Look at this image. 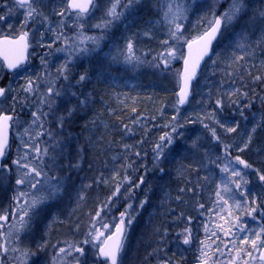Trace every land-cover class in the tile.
<instances>
[{
    "label": "trees",
    "instance_id": "16d2710c",
    "mask_svg": "<svg viewBox=\"0 0 264 264\" xmlns=\"http://www.w3.org/2000/svg\"><path fill=\"white\" fill-rule=\"evenodd\" d=\"M101 1L99 12L102 10L104 17L108 0H105L106 7H101ZM147 1L140 0L131 11L113 23L114 27H108L102 48L91 52L93 54H90L88 64L76 67L75 76L70 80L71 84H75L76 97L70 98L69 106L76 105L77 98L83 100L87 97L88 102L78 107L70 119H65L61 134L54 138L60 146L56 156L61 165L59 171L55 172L82 180L87 186L91 185L87 191L83 190L82 201L86 203V208H81L85 209L81 218L86 223L91 221L98 207L109 202L117 181L124 180L127 176L128 179L121 185V198L116 200L117 204L115 198L111 199L103 218L117 221L120 213L127 210V217L134 218L130 231L133 241L138 242L140 247H149L146 249L148 256L143 257L139 263L163 264L166 252L170 251L167 249L168 244L172 240H179L178 233H183L185 229L184 221L196 219V201L202 202L204 206L217 207V184L223 178L217 164L220 165L223 161L225 144L230 146V156L235 154L243 157L264 174V165L254 159L264 146V80H253L257 75L264 77V44H260L264 28L260 12L264 11V0H245L246 14L239 21L243 26L223 30L213 48L212 56L204 64L193 85L192 96L185 107H179L176 99L182 58L165 69L159 59L161 46L153 39L143 41L133 35L150 28L159 40L167 33L166 27L155 23L159 19L156 0H152L154 3ZM185 3L193 8L188 13L186 29L189 31L194 25L196 27L189 31V38L185 34V39H191L204 30L206 20L201 19L194 24V14L200 11L201 5L197 2L193 4L192 0H185ZM228 3L230 0H223L215 14L219 15L223 6ZM237 30L245 33L248 48L244 47V54L231 42ZM167 38L166 36L165 39ZM128 39L133 40L135 55L143 60L142 63L125 61L124 49ZM113 51H117L118 55L111 57V62L97 70L95 65L100 61L101 55L107 53L110 56ZM240 55H244L245 59L235 61L234 57ZM213 60L217 63L213 64ZM1 69L0 87H6L7 82L4 80L9 76ZM81 75H85L88 80L84 89L81 83H76ZM202 88L207 95L202 93ZM230 93L234 94L230 96ZM11 97L12 91H9L5 100ZM217 99L222 100V108L217 107ZM23 100L21 92H16V103ZM24 101L27 102L24 110L37 111L28 99ZM251 111H261V117L254 124L256 131L251 143L241 152L238 148H242L248 138L246 135L253 118ZM210 113H214L215 119L207 118ZM173 117L176 119L173 120ZM101 118L104 119V125L100 122ZM221 123L236 127V132L226 133L220 127ZM205 124L208 128L204 127ZM46 125L47 122L44 121V127ZM125 125L130 131L125 129ZM52 126L55 129L56 124ZM52 126L49 130H52ZM172 126H176V133L171 132ZM211 128L216 130L219 141L212 136L209 130ZM165 132L172 134L174 143L165 149L164 155L157 162L154 160L153 148ZM243 133L245 138L241 139ZM42 140L48 143L51 141L47 135ZM125 145L132 147L133 151H128ZM15 147L13 136L8 155L3 161L11 169L5 188L0 193V203L5 205L10 204L16 187L17 172L11 164L16 159V153H13ZM252 148L256 150L252 152ZM137 152L139 156L136 155ZM217 157L222 159L217 160ZM77 163L79 167H70ZM160 168L164 171L161 172ZM116 173L118 176L112 179ZM241 175L252 183L253 177ZM101 176L103 180L97 182ZM206 176L208 179H204ZM64 180L62 197L68 194L69 183L66 177ZM180 189L184 191L181 192ZM246 190L250 191L249 184ZM224 198L228 199V194H224ZM135 200L137 205L130 212L129 205ZM231 204L232 201L229 200V205ZM49 212L46 210L43 214ZM76 213L78 212L72 214ZM238 215L241 213L235 209L232 210V216L226 212L231 220ZM261 225H264V214L258 228ZM181 263L184 261L181 260ZM98 264L101 262L98 261Z\"/></svg>",
    "mask_w": 264,
    "mask_h": 264
},
{
    "label": "snow or ice",
    "instance_id": "6c2138e0",
    "mask_svg": "<svg viewBox=\"0 0 264 264\" xmlns=\"http://www.w3.org/2000/svg\"><path fill=\"white\" fill-rule=\"evenodd\" d=\"M62 2L63 7L54 14L61 17L59 22L61 29L65 27L66 17H74V26L77 29V35L75 38H69L64 36L62 31L56 32L52 43H49L47 47L51 48L56 40L67 42L69 39H74L76 43H74L73 47L76 52L88 53L89 51H95L96 48L99 47L100 40L103 39V36H88L84 32V28L87 18L98 8L96 0H62ZM15 3L19 9L24 10L21 28L27 29L29 23L35 22L37 17L41 18V25L48 21V17L37 7V5L41 3V0H15ZM139 3L140 0H108V6L105 9L101 23L93 25V27L103 29L110 27L115 21L120 20L126 12L131 11ZM192 3L195 4L196 0H192ZM156 6L159 19L155 23L162 24L167 28L168 37L161 41V44L164 46V51L159 53L161 63L166 69L172 60L180 58L184 60V69L179 74V92L177 93L178 104L183 105L188 100L190 85L192 80L196 77V70L199 68L200 62L204 60L206 56H210L213 41L217 40V37L222 35V29H226L234 22L240 21L243 15L246 14L247 6L245 0H230L228 8L219 15L213 12L211 18L206 20L204 30L191 39H185L184 37L185 27L183 22L188 19V12L190 11L185 0H156ZM260 17L264 20V11L260 12ZM5 19V16L0 15V21H5ZM9 27L11 26L9 25ZM47 30L55 32V29L51 27ZM144 34L146 36L150 35L147 31ZM41 38H43V33H41ZM182 40L188 49L187 56H184L178 47ZM88 42H91L95 47L89 49L87 47ZM260 44H264V37H262ZM29 47V31L27 30L21 32L14 38H9L8 36L0 38V61L3 62L0 64V68L6 67L8 70L23 69L25 62L28 60L27 52ZM237 47L244 48L245 46L243 44H238ZM64 50L63 48L57 49V51ZM124 51L126 52L125 61L127 63H132L133 61L137 63L141 62L140 58L135 55L132 39L126 41ZM234 59L235 61H241L244 60L245 57L244 55H240L235 56ZM42 63H44L43 58ZM68 63H70V60L60 66L57 70L58 74L55 79L46 81L48 85L47 94L40 97V104H47L49 111L44 112L42 108H38L37 111L31 112L32 118L28 122V127L24 129L23 134H20L21 144L18 148L17 158L11 161V164L15 166L17 172V178L15 180L16 187L11 197L12 204L9 206L11 211H9V208H5L2 214H0V251L5 254L9 251L8 245L20 241L22 233L27 235L33 234V222L42 215L47 202L51 199H55L63 190L62 181L49 176L48 171L45 170L48 166L45 163V158L51 161V166H55L57 158L56 149L59 148V143L55 142L53 132L45 129L44 118L52 114V109L55 104L53 96L59 97L64 94L63 90L55 87L56 80L62 78L64 81H68L69 83L66 86L68 90L74 87L70 83ZM212 63L216 64L217 61L213 60ZM262 63H264V61H262ZM157 66L159 67L160 65L158 64ZM85 79L86 76L81 75L76 83L80 84ZM253 80L261 81L264 80V77L257 75L253 77ZM20 90L26 94H32L38 91V85L33 79L25 78V84ZM8 91H10V89L0 87V98H4ZM68 94L70 98L76 97L75 92L69 91ZM233 94L234 93H230L229 95L231 96ZM245 95L247 94L245 93ZM13 100H15V96H13ZM68 102L70 103L71 99H69ZM87 102V97L83 100L77 98V104L66 110V117H58L57 123L63 127L65 119H70L75 114L77 108L85 105ZM216 105L218 108H222V100L217 99ZM177 111H179V109H177ZM241 115H243V112H241ZM18 116L19 114L16 113L15 105H13L10 114L0 111V161L8 155L9 130L13 123H18ZM207 118L215 119L214 113L208 114ZM175 119L176 117H173V120ZM199 122L203 123V120ZM216 122L219 123V121ZM167 126L168 125H166V127ZM204 127L208 128V125L205 124ZM220 127L223 128L226 133L236 132L237 130L236 127H229L222 123ZM125 129L130 131V129H127L126 125ZM209 130L212 136L219 141L216 130L214 128ZM255 131L256 128L253 127L252 132L254 133ZM171 132H177L176 126L171 127ZM44 135H47L54 142L52 144L45 143L44 147L41 148L40 144L42 141L40 138ZM24 136H28L27 141L23 139ZM251 140L252 135L249 134L247 140L244 141L243 147L238 148V150L241 152L244 151L251 143ZM173 143L174 138L171 133L165 132L160 136L159 142H157L153 148L155 153L154 160L159 162L164 155L165 149L173 145ZM193 146H195V141L193 142ZM125 147L127 148L129 146L125 145ZM229 147L230 146L227 144L224 145L225 156L229 154ZM50 148L52 149L51 155ZM136 155L139 156L140 154L137 152ZM219 159L222 158L217 157V160ZM234 159L238 165H242L244 168L252 167L245 160L241 159L240 156H236ZM212 163L216 162L212 161ZM70 167H79V164L70 165ZM217 167L223 177L221 183L217 184L216 191L217 204L221 211H226L229 216H232V210L235 209L239 211L241 215L246 214L255 219L256 217L254 214L257 212L259 206L256 204L255 197L249 201L248 192L243 187L248 184V181L241 175V171L233 167L230 160L225 162L222 167L217 164ZM5 170H7V172L11 171L7 164L0 163V182L5 178ZM159 170L161 172L164 171L163 168ZM257 174L259 175V180L264 182V174H259L258 170ZM117 176L118 173H116L112 179H116ZM54 179L56 180L55 183H53ZM127 179L128 177L125 176L124 180L117 181L113 196L119 193L121 185ZM204 179H208V177L206 176ZM100 180H103L102 176L98 178L97 182H100ZM142 182L143 180L141 179V183ZM229 185H234L235 191ZM90 186L91 185H88L86 187ZM136 186L139 187V185ZM180 191L183 192L184 189H180ZM224 194H228V199L224 198ZM78 198L83 200V194L81 193ZM177 199H180V197H177ZM229 200L232 201L231 205H229ZM109 201H111V197H109ZM108 206V203L102 205L96 211L95 218L101 217V213L105 208H108ZM141 206H143V202ZM129 207H131V205H129ZM200 207L203 208V205H200ZM241 215L236 216L227 229H224L221 225H217L216 227L219 231H212L209 233L208 229L205 228L206 239L215 237L217 240L221 241L220 245H216L212 254L216 256L212 264H224V262L219 259L220 256L225 254L223 249H227L228 254L231 256L227 264H236L237 260H239L241 264H257V262L258 264H264V225H261L259 230L250 229L246 224H242ZM10 216L12 217L11 223H9ZM126 216L127 210L121 212L119 222L114 225L100 221V228L96 227L97 220L94 218L83 241L73 243L64 241L63 243L66 247H59L60 241L52 245V247L56 249V252L51 256L50 264H65V257L72 256L73 253L78 254L73 257L75 264H85L88 257L85 248L81 245H88L90 243L92 244V248L96 250L94 255L97 259L102 258L104 264H118L126 239V228L132 223L131 217L127 219V222L125 221ZM221 219H224V217H221ZM56 222L57 218L53 217L51 222L47 225V228L50 229ZM76 228L78 229L79 225H76ZM101 228L107 230V234L105 231H101ZM5 229H7V231H4ZM220 232L223 233V238ZM47 234L46 231L45 235ZM224 238H227V242H225ZM191 242V230L185 229L183 244L189 245ZM48 244V240L41 237V242L36 244V252H29L27 249L20 250L19 248H12L11 251L20 252V257H18V259H21V264H27V258L30 256L37 257V259L33 261V264H42L38 253H42L48 247ZM229 244H231L232 247H229ZM200 245V254L197 258L199 264H209L212 257L209 256L206 249L211 246L207 245L205 241H200ZM163 264H171V260L164 261Z\"/></svg>",
    "mask_w": 264,
    "mask_h": 264
},
{
    "label": "rangeland",
    "instance_id": "374dc122",
    "mask_svg": "<svg viewBox=\"0 0 264 264\" xmlns=\"http://www.w3.org/2000/svg\"><path fill=\"white\" fill-rule=\"evenodd\" d=\"M99 1L96 0V3L98 4V8L94 10L91 15L87 18L85 22V28L84 32L88 36H103V39L100 40L99 47L96 48L98 50L101 49L104 45V41L106 40V29L103 28H95L93 25L101 23V20L103 18V12L102 10L99 12ZM147 1V0H146ZM223 0H196L197 3L201 5V9L199 12L195 13L194 17V24L198 23L201 19H210L213 12H216L219 10V5L221 4ZM148 2V1H147ZM149 2L154 3V1L149 0ZM101 7H106L107 2L105 0H102ZM0 15L5 16V21H0V36H10L15 37L19 35L21 32L27 30L29 31V42L30 47L28 49L29 51V62L26 66L23 67V69L18 70L17 72L10 73L8 75L6 80H4L6 83L7 89H10L12 91V97L8 100H5L6 97H8L9 91L6 93V96L0 100V111H3L5 113H11L12 107L15 105L16 113L19 114L18 116V123H13L12 125V136H14V139L16 141V147L13 149V153H18V148L20 147L21 140H20V134H23L24 129L28 127V122L31 120V111L30 109L24 110V106L26 107L27 99L32 103V106H35L37 109L42 108L44 112H48L49 109L47 107V104L41 105L40 104V97L47 94V83L48 80H53L57 76V70L60 68L61 65L65 64L67 61L70 60V63H68L69 68V76L70 80L75 76V72L77 71L78 65L88 64L89 63V56L90 54H93L91 52L95 51H89L88 53H78L75 51V48L73 47L75 40L69 39L67 42L63 40H56L55 43H53V46L51 48H48L47 45L49 43H52L55 33L56 32H63L64 36L69 38H75L77 35V29L74 26V17H66L65 18V27L61 29L60 27V20L61 17L55 15V12L60 11V9L63 7L62 0H41V3L37 5L40 11L44 13L45 16L48 17V21L41 25V18L37 17L35 22H30L27 29L21 28V23L23 22V9H19L17 5L13 2V0L3 1L0 0ZM188 5V4H187ZM190 8V11H192V6L188 5ZM229 6V3L226 6H223L222 12H224ZM119 10V9H118ZM189 11V12H190ZM188 12V13H189ZM221 12V13H222ZM220 13V14H221ZM19 21V22H18ZM184 37L185 34H188L189 38V31L193 30L196 26L194 25L193 28L189 31L186 29V23L187 21H184ZM9 25L11 27H9ZM113 25V24H112ZM111 25V26H112ZM243 26V23L234 22L232 25L228 26L226 29H230L232 27H241ZM51 27L52 29H55V32L48 31L47 29ZM114 27V26H112ZM224 30V29H222ZM149 32L150 35H145V32ZM41 33H43V38H41ZM245 33L242 31H235L232 38V43L237 47L238 44H243L245 48L247 46L246 37L244 35ZM136 36L138 40H147V39H153L155 42H157L160 46V53L164 51V46L161 44V41L164 40L167 36L162 35L161 38L157 40L156 37L152 34L150 28H145L142 31H137V33L133 34ZM221 37V36H220ZM264 37V28L261 31V39ZM192 38V37H191ZM43 45V46H41ZM185 43L182 40L180 45L178 46L180 49V52L183 53V47ZM78 46V45H77ZM87 47L89 49L94 48L95 46L91 44V42H88ZM58 48L65 49L64 51H57ZM163 48V49H162ZM245 48H239L237 47V50L244 54ZM117 51H113L111 55L109 56L107 53H103L101 57L99 58L100 61L95 65V68L97 70H100L101 67H103L107 62H111L112 58L116 57ZM112 57V58H111ZM42 58L44 60V63H42ZM179 59L172 60L171 64L173 62H176ZM142 63L143 60H140ZM134 63H137L136 61H133ZM168 66V67H169ZM3 69V68H2ZM1 69V70H2ZM72 70V71H70ZM73 73V75H71ZM25 78H31L33 79L36 84L38 85V91L34 92L32 94H26L23 91H21V87L25 84ZM77 79V78H76ZM68 81H64L62 78L59 80H56L55 87L57 89H61L64 91V94L59 97L53 96V99L55 100V104L52 109V114H50L48 117L44 118V121L47 122V125L45 126V129H48L52 126V124H56L55 129L52 126V132L55 137H58L61 134L62 127L57 123V118L60 116H64V110L68 109L66 108L69 106V94L68 92H74V87H72L70 90L66 88ZM75 85V84H72ZM203 94L207 95L208 93L203 89ZM16 92H21V94L24 96L23 101H19L16 103L15 100H13V96H15ZM193 93V92H192ZM191 93V94H192ZM200 94V91H199ZM192 96V95H191ZM73 98V97H71ZM20 103V104H19ZM18 104V105H17ZM185 107V106H184ZM17 108V109H16ZM248 109V108H247ZM260 112L261 111H251V117L252 122L250 124L249 133L246 135L248 137L249 134L253 135L252 128L254 127V124H257L258 120L260 119ZM264 121V119H263ZM60 133V134H59ZM43 137H41L42 143L40 144V147L43 148L45 143L52 144L54 141L51 139L50 143L43 141ZM245 138V133L242 134L241 139ZM24 140H28V136L23 137ZM57 142V141H55ZM60 147V146H59ZM135 148V146H134ZM253 149V150H252ZM252 152H254L256 149L252 148ZM264 150V147L262 148ZM60 151V148L56 149V153ZM128 151H133L132 147H128ZM261 151V150H260ZM52 149L50 148V155H51ZM237 154H240L239 152L235 151ZM238 155L233 154V156H230L229 154L227 156L223 157L222 163H220V166L222 167L223 164L227 161H231L233 164V167L237 168L239 171H241L242 174L248 175L253 177V181L250 184V181H248L249 189L248 192V199L251 201L253 197L256 198V204L259 206L257 209V212L254 214L256 217L255 219L245 215H241V222L242 224H246L250 229L259 230L258 225L260 224V221L264 214V182L259 180V175L257 174V170L255 167L251 168H244L242 165H238L235 161V157ZM57 157V156H56ZM250 157V154H249ZM241 159L243 157L240 156ZM254 159H258V157H255ZM244 160V159H243ZM261 164L264 165V157L261 159ZM45 163L48 165L46 167V170L49 173H53L52 175L49 174V176L55 177L57 179H60L62 181V188L64 186V177L68 180V194L62 197L63 190L56 196L55 199H51L47 202V204L44 207L43 213L47 210L50 211L47 214H43L33 222L32 225V235L27 234H21V239L19 242H14L10 245L9 251L5 254L2 251H0V264H21V259H18L20 257V252H13L11 251L12 248H19L20 250L27 249L29 252H36V244L38 242H41V237L48 240L49 244L48 247L42 252L38 253V256L40 260L42 261V264H50L51 256L55 254L56 249L52 247V245L57 244L58 241L61 243L58 245L59 247H66V245L63 243L64 241H68L70 243L83 241L85 239V234L89 231L91 227V222L95 218V214L92 215V219L89 223H86L81 218V215L83 214L85 209H81L86 205V203H83L82 200H80L78 197L82 193L83 190L87 191L90 187H86L87 184H85L82 180H77L76 178H70L66 175H59L55 172V170L58 172L61 168V165L58 162V157L56 158L55 166H51V161L48 160V158H45ZM64 168V167H63ZM218 170V169H217ZM259 171V170H258ZM259 174H262L259 171ZM8 172H5V178L2 182H0V193L1 190L5 188V185L8 180ZM246 177V176H245ZM56 180H53V183H55ZM252 185V186H251ZM233 189L235 191L234 185ZM247 185H244L243 187L246 189ZM122 189L120 187V191L116 196H113L111 199L115 198L116 200H119L122 196ZM114 192V191H113ZM82 201V202H81ZM110 202V201H109ZM108 202V203H109ZM118 201H116V204ZM0 214H2L3 210L5 208H9V206L12 204V200H10L9 205H5L3 203H0ZM137 205V201L135 200L132 207L130 208V212L134 209V207ZM201 204L195 203V211L196 213V219H186L184 221V228L191 230L192 235V242L189 245L183 244V238H184V231L181 234L178 233L179 240H172L170 244H168L167 249L169 248L170 251L166 252V259L171 260V264H199L198 256H199V249L201 247L200 241H205L207 245H210L211 247L206 249L209 256L212 257V259L209 261V264H212V261L216 259V256L212 255L216 245H220L221 241L217 240L215 237L212 239H206V233L205 228L208 229L209 233L212 231H219L217 229V225H221L224 229H227L230 225V223L235 219H229L226 216V211L222 212L221 209H219V205L217 204V207H211V206H203V208L200 207ZM98 207L96 211L99 209ZM81 209V210H80ZM9 211L11 209L9 208ZM74 212H78L76 214H72ZM107 208L104 209V211L101 213V217L95 218L97 220L96 227L100 228V221L104 223H109L110 225H114L119 222L120 219H117V221H114L112 219L105 220L103 218L106 216ZM56 217L57 222L51 226L50 229L47 228V225L51 222L52 218ZM131 216H126L125 221L127 222V219ZM221 217H224V219H221ZM132 218V223L134 218ZM12 222V217H9V223ZM131 225H128L126 228V239L124 241V248L123 251L119 257L118 264H141L139 261L144 259L143 257L148 256L147 250L148 246L140 247L136 242L133 241V237L130 235L131 231ZM76 225H79V228H76ZM101 231H105L107 234V230L100 229ZM114 230V229H113ZM4 231H7L5 229ZM47 231V235H45ZM221 237L223 238V233L220 232ZM225 242H227V238H224ZM85 248L87 253V261L85 264H98V259L95 257L94 252L95 249L92 248V244L88 245H81ZM152 249L154 248L153 244L151 245ZM222 247V245H221ZM229 247H232L231 244H229ZM139 249V250H138ZM138 250V251H137ZM142 250V251H140ZM224 255L220 256L219 259L224 262V264H227V261L231 259V256L228 254L227 249H223ZM78 255L77 253H73L72 256L65 257V264H75V261L73 259L74 256ZM234 255V253H233ZM37 257H28L27 258V264H33V261L36 260ZM181 260L184 261V263H181ZM104 264V263H101ZM236 264H241L239 260H237ZM258 264V262H257Z\"/></svg>",
    "mask_w": 264,
    "mask_h": 264
},
{
    "label": "water",
    "instance_id": "95a60500",
    "mask_svg": "<svg viewBox=\"0 0 264 264\" xmlns=\"http://www.w3.org/2000/svg\"><path fill=\"white\" fill-rule=\"evenodd\" d=\"M14 1H15V0H14ZM1 38H3V37H1ZM9 38H10V37H9ZM218 38H219V36L217 37V40H218ZM217 40L213 41L212 49H213L215 43L217 42ZM211 52H212V51H211ZM211 52H210V54H211ZM187 54H188V49H187V46H186V44H185V45H184V56H187ZM208 58H209V56H206V57L204 58V60H202V61L200 62V66H199V68H197V70H196V77H197L198 74L200 73V71H201L203 65L205 64V62L207 61ZM1 62H2V61H1ZM26 62H27V61H26ZM26 62H25V63H26ZM2 63H3V62H2ZM5 69H6V71H7L8 73H10V72H12V71H15V70H8L6 67H5ZM183 69H184V60L182 61V66H181L180 73L183 71ZM196 77H195V78H196ZM194 80H195V79H193L192 82H191L190 89H189V93H190V91H191V87H192V84H193ZM178 92H179V87H178V91H177V93H178ZM177 93H176V99H177V102H178V96H177ZM188 97H189V96H188ZM178 105H179V106H183L184 104H183V105L178 104ZM10 134H11V128H10V130H9V143H10ZM0 163H2V161H0ZM99 260L103 262V259H102V258H100Z\"/></svg>",
    "mask_w": 264,
    "mask_h": 264
},
{
    "label": "bare ground",
    "instance_id": "6f19581e",
    "mask_svg": "<svg viewBox=\"0 0 264 264\" xmlns=\"http://www.w3.org/2000/svg\"><path fill=\"white\" fill-rule=\"evenodd\" d=\"M183 55H184V47H183ZM212 56V53L210 54V56H209V58L207 59V60H209L210 59V57ZM183 59V58H182ZM202 70V69H201ZM201 72V71H200ZM200 74V73H199ZM198 74V75H199ZM76 76H77V74H76ZM198 77V76H197ZM197 77L195 78V80H194V82H193V84H192V87H191V91H190V94H189V97H188V100H187V102L183 105V106H186L187 105V103H188V101L190 100V98H191V93H192V88H193V85H194V83H195V81H196V79H197ZM79 78V77H78ZM87 83H88V80L87 79H85L81 84H82V88L84 89V87H86L87 86ZM87 89V88H86ZM177 91H178V89H177ZM87 92H89V90L87 91ZM177 93V92H176ZM106 106H110L109 104H106ZM99 121V120H98ZM100 122H101V124L102 125H104V119L103 118H101V120H100ZM95 123V122H94ZM264 147V146H263ZM264 157V150H261L260 152H259V156H258V159H257V161L259 162V164H260V161H261V159ZM196 204H201V205H203L204 206V204L202 203V202H199L198 200L196 201Z\"/></svg>",
    "mask_w": 264,
    "mask_h": 264
}]
</instances>
